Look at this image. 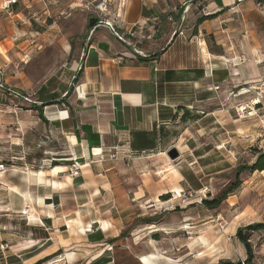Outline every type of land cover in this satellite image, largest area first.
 <instances>
[{"label":"crops","instance_id":"crops-1","mask_svg":"<svg viewBox=\"0 0 264 264\" xmlns=\"http://www.w3.org/2000/svg\"><path fill=\"white\" fill-rule=\"evenodd\" d=\"M94 1L83 0L86 20L65 44V62L33 93L35 99L47 103L45 115L36 108L19 109V105H31L0 89V165H4L0 171V215L10 219L11 214L34 208L41 222H49L53 229L48 237L40 238V245L23 264L48 262L61 250L64 261L73 258L81 264L96 260L95 264L114 263V247L112 252L107 247L114 243L108 238L117 242L120 233H113L111 227L105 231L102 222L106 220L94 215L101 207L95 210V199L109 194L103 185L109 182L108 172L115 162L131 158H145L151 163L152 152L163 147L176 107L196 105L204 95L214 93L218 58L224 56L211 51L208 35L232 33L225 11L245 12L252 0H113L112 14L105 17L113 20L116 31L132 45L104 26L92 33L104 18L94 7L90 9L88 4ZM2 3L0 0V8ZM186 7L189 9L181 34L178 26ZM72 21L75 19L64 20L63 24L71 26ZM134 47L147 56L135 53ZM28 52L24 62L29 59ZM10 64L9 52L0 51V80L29 94L2 78ZM76 76V89L69 93L65 88ZM203 85L210 88L204 91ZM98 148L101 154L95 153ZM36 151L42 155L32 156ZM49 158L56 160L49 165ZM73 161L82 166L90 163L89 169L82 167L80 175L73 177L69 172ZM56 167L64 170L53 173ZM41 171L45 172L44 182L39 180ZM24 216L31 222L29 214ZM77 220L73 230L68 221ZM254 220L261 223L262 217ZM36 224L30 226H40ZM90 226L96 229L94 233L87 232ZM62 227L69 237L63 236ZM121 244L122 250H128L140 262L155 253L150 245L135 253L132 248H141L140 243Z\"/></svg>","mask_w":264,"mask_h":264},{"label":"rangeland","instance_id":"rangeland-1","mask_svg":"<svg viewBox=\"0 0 264 264\" xmlns=\"http://www.w3.org/2000/svg\"><path fill=\"white\" fill-rule=\"evenodd\" d=\"M97 2L86 4L92 9ZM247 7L245 12L225 11L232 33L208 35L211 51L226 58H218L214 93L204 95L196 105L176 107L177 114L166 130L163 147L152 152L151 163L145 158H131L115 162L108 172L109 182L103 185L109 194L95 199V210L98 205L101 207L94 215L104 218L112 232L122 236L117 242L108 238L114 243L107 246L110 252L114 247L113 264H144L120 248L126 242L140 243L141 248H132L135 253L142 252L146 245L154 247L166 258L159 264H241L248 261V254L238 236L239 229L247 241L252 240L248 241L253 254L251 264L264 256V229H247L258 216L264 223V170L252 172L248 168L264 153V1L252 0ZM86 9L76 7L68 18L45 20L38 11L37 20L29 17L24 8L17 10L19 15L0 8V51L11 56L2 78L36 97L34 91L65 62V44L86 20ZM72 19L75 22L71 26L63 24ZM26 51L30 55L24 62ZM76 86L77 80L72 79L65 90H75ZM209 88L203 86L204 91ZM63 94L67 98L65 91ZM256 99L259 102L254 104ZM243 104L247 106L245 113L239 111ZM40 106L45 115L47 103ZM18 108L36 110L26 105ZM41 155V151L32 154ZM3 168L0 165V170ZM237 169L243 170L237 174ZM63 170L56 167L53 173ZM233 184L238 187L225 193ZM24 215L11 214L10 219L0 215V264L28 261L40 245V238L53 231L46 221L30 226ZM60 230L64 237L70 236L65 227ZM87 230L94 233L96 229L90 226ZM201 236L209 238L212 245L202 243ZM63 256L61 250L50 261L35 264H81L73 258L64 261ZM98 256L99 253L94 257Z\"/></svg>","mask_w":264,"mask_h":264},{"label":"built area","instance_id":"built-area-1","mask_svg":"<svg viewBox=\"0 0 264 264\" xmlns=\"http://www.w3.org/2000/svg\"><path fill=\"white\" fill-rule=\"evenodd\" d=\"M246 0H237L238 3L244 2ZM2 9L9 11L10 13H14L15 15H19V11L17 10H21L24 8L25 11H27L26 13L29 15V17L31 18H35L37 20H39V12H42V15H44V20L46 18H62L64 17H69L72 15L73 10L76 7H85L83 4V0H76V2L74 1H69V0H3L2 3ZM114 5V1L113 0H98V2L93 6L95 8V10H97L100 15H103L104 18H100L99 22L96 24V26H94V28L92 29V33L94 32V30L98 27V26H104L107 27L109 29H111L116 35L117 37L125 42V43H129L131 44V41L125 37L124 35L119 34L116 29H115V24L113 22V20H111L108 17L105 16H110L112 14V7ZM36 6H38L39 8L36 9ZM41 6V9H40ZM189 9V7H186V9L184 10V14L182 15V20L181 23L178 26L179 29V33H183V24L184 21L186 19V12ZM16 10V12H15ZM39 11V12H38ZM22 12V11H21ZM28 17V19H29ZM24 22H26V17L24 16ZM43 20V21H44ZM132 45V44H131ZM134 52L146 57V53L142 50L137 49L136 47H134ZM122 59V57H120ZM0 74H2V71L0 69ZM0 89L5 90L6 92L9 93V95L20 99L22 101H24L25 103L29 104V105H43L42 101H39L35 98H33L30 94L24 93L20 90H17L15 88L9 87L6 84H4L1 80H0ZM56 158H50L47 159V163L51 164L53 163V161H55ZM82 171V165H80V163H78L77 161H73V163L70 166V174L73 177L79 176L80 173ZM261 230V229H260ZM249 242H251V239H248ZM241 264H251V262L249 261H242ZM253 264H264V256L261 257L258 262H255Z\"/></svg>","mask_w":264,"mask_h":264},{"label":"bare ground","instance_id":"bare-ground-1","mask_svg":"<svg viewBox=\"0 0 264 264\" xmlns=\"http://www.w3.org/2000/svg\"><path fill=\"white\" fill-rule=\"evenodd\" d=\"M206 54L208 55V53L206 52ZM222 59H224V60H226V58L225 57H221ZM236 75H239V73H235ZM248 83V82H247ZM204 86V85H203ZM245 93V92H244ZM246 94V93H245ZM259 102V100L258 99H256V101L254 102V104H256V103H258ZM247 109V106L246 105H242L241 106V108L239 109V111H241L242 113H245V110ZM52 113V112H51ZM50 114V113H49ZM255 114V112H252L251 113V115H254ZM48 115V114H47ZM52 115V114H51ZM245 116V114H243L242 115V117H244ZM179 148L181 147V144H180V146H178ZM101 152H102V150L101 149H95V153L96 154H101ZM103 155V154H102ZM90 158V157H89ZM86 164V166H82V167H86V169H89V166H90V163H85ZM101 165V164H100ZM169 166V165H168ZM171 168V166L169 167V169ZM16 169V168H15ZM22 169V168H21ZM1 171V170H0ZM4 171V170H3ZM34 173V172H33ZM3 175V174H2ZM45 172L44 171H41L40 172V175H39V180L41 181V182H44L45 181ZM47 180V179H46ZM45 184V183H44ZM95 193L98 195L99 194V189H97L96 191H95ZM30 204V203H29ZM36 212V210L34 209V208H32V209H30L29 207L28 208H26L24 211H23V213H25V214H29L30 215V220H31V223H35V222H41V219H40V217L35 213ZM50 214H52L51 212H50ZM49 216V215H48ZM82 220V219H81ZM74 223H79V220H77V221H68V224H69V226L74 230V228H73V224ZM102 224H103V229L106 231V230H109L110 229V227H111V225H110V223L109 222H106V221H103L102 222ZM81 228V227H80ZM212 236V235H211ZM201 241H202V243H205V244H207L208 243V247L210 246V245H212V242H210L209 240V238H205V237H203V236H201V239H200ZM66 242V241H65ZM210 242V243H209ZM195 247V246H194ZM194 247H193V249H194ZM207 247V248H208ZM159 248V247H158ZM192 248V247H191ZM212 249H215V246H213L212 247ZM212 252V251H211ZM213 252H215V250L213 251ZM200 253V252H199ZM204 252H202L201 253V255L203 254ZM144 256V255H143ZM210 256V255H209ZM165 257L161 254V253H157V252H155V253H152V254H150V256L148 255V256H145V257H143V262H144V264H159V260H162V259H164ZM166 259V258H165ZM169 264V263H168Z\"/></svg>","mask_w":264,"mask_h":264},{"label":"trees","instance_id":"trees-1","mask_svg":"<svg viewBox=\"0 0 264 264\" xmlns=\"http://www.w3.org/2000/svg\"><path fill=\"white\" fill-rule=\"evenodd\" d=\"M90 23H92V22L90 21ZM94 24H95V22H94ZM33 107L36 108L37 110H39L40 111V114H43V111H42L43 109H42L41 106L32 105V108ZM248 168L252 172H254L256 170L263 171L264 170V153L261 152L260 155H259V157H258V159H257V161L254 164H252L251 166H249ZM242 170L243 169H237V174H240ZM234 185L235 184H233V186H230L229 188H227L225 190V193L233 192L234 189L238 187V185L237 186H234ZM247 229H249V230L264 229V223H254V224H251V225H249L247 227ZM238 236L240 237L241 241L246 245V247H247V254H248V261L251 262L252 261V258H253V254H252L250 245L248 244V241H247L245 235L243 234V230L242 229H239ZM121 237L122 236L120 235V238ZM114 241H115V239L112 242H114ZM97 261L98 260L94 261L91 264H95ZM110 261H111V259L109 260V262ZM219 264H240V263H231L230 261H221Z\"/></svg>","mask_w":264,"mask_h":264},{"label":"water","instance_id":"water-1","mask_svg":"<svg viewBox=\"0 0 264 264\" xmlns=\"http://www.w3.org/2000/svg\"><path fill=\"white\" fill-rule=\"evenodd\" d=\"M74 80L76 81L77 80V76L74 78ZM73 88L70 89L69 93L72 92ZM176 156H174L175 158Z\"/></svg>","mask_w":264,"mask_h":264}]
</instances>
